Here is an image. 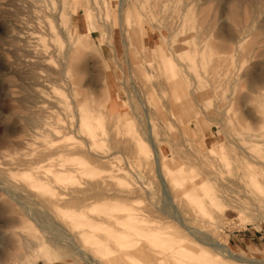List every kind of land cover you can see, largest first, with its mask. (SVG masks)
<instances>
[{
  "label": "rangeland",
  "instance_id": "rangeland-1",
  "mask_svg": "<svg viewBox=\"0 0 264 264\" xmlns=\"http://www.w3.org/2000/svg\"><path fill=\"white\" fill-rule=\"evenodd\" d=\"M214 242L264 262V0H0V264Z\"/></svg>",
  "mask_w": 264,
  "mask_h": 264
},
{
  "label": "bare ground",
  "instance_id": "bare-ground-1",
  "mask_svg": "<svg viewBox=\"0 0 264 264\" xmlns=\"http://www.w3.org/2000/svg\"><path fill=\"white\" fill-rule=\"evenodd\" d=\"M130 15V14H129ZM128 15V16H129ZM173 66V65H172ZM169 68V67H168ZM168 68H167V70H168ZM173 68H174V66H173ZM171 71V70H170ZM170 71H168V72H170ZM167 72V73H168ZM176 72V71H175ZM173 74V73H172ZM174 76V75H173ZM171 77H172V75H171ZM170 77V78H171ZM79 128L81 129H83L86 133H87V135H88V139L90 140V142H89V144H93V145H96V144H98L99 143V140H98V134H97V130H99L100 132H103V133H105V131H104V125H103V122L101 121V120H99V119H97V118H95V119H93V123L92 124H88L87 122H86V120H84L82 117H81V119H80V123H79ZM79 131V130H78ZM151 132H152V130H151ZM152 135V140H153V132L151 133ZM90 146H92V145H90ZM89 147V146H88ZM154 159H155V165H156V175H157V178L159 179V181H160V184H161V186H162V191H163V194L165 195V198L167 199V201L169 202L170 201V203H171V196H170V190L168 191V183H167V178L165 177V168H164V166H163V164L164 163H162V161H161V152L159 151V150H157L156 149V151H155V154H154ZM68 168V167H67ZM69 170V169H68ZM67 170V171H68ZM76 170V169H75ZM72 171V170H71ZM74 171V170H73ZM72 171V172H73ZM77 171H78V169H77ZM81 171V170H80ZM80 171H78V172H80ZM65 173V172H64ZM74 173H76V171L74 172ZM68 177V176H67ZM69 179H74V177L73 176H69L68 177ZM76 178H78V177H76ZM52 180H53V178H52ZM51 180V181H52ZM59 180V179H58ZM54 181V180H53ZM95 185V184H94ZM41 194V193H40ZM42 197V196H41ZM59 200H61V199H59ZM81 201V200H80ZM72 202V201H71ZM82 202V201H81ZM52 203V202H51ZM56 203V202H55ZM50 204V203H49ZM56 205H58L57 203H56ZM73 205H74V203H73ZM53 206V205H52ZM58 208V207H57ZM124 212H127V213H131L130 211L131 210H128V209H124L123 210ZM109 216V218L110 219H114V223H116V224H118L119 222H120V218L119 217H117V218H114L113 216H111V215H108ZM45 218H47V217H45ZM128 218L129 219H132L133 217L131 216V214H128ZM49 219V218H48ZM72 219V218H71ZM187 229V228H186ZM188 230V229H187ZM120 234H122V232L120 233ZM70 239V238H69ZM72 240V239H71ZM120 241H122L121 239H120ZM72 242V241H71ZM74 244V243H73ZM212 244H214L215 246H217L218 248H219V250L221 251V252H223V253H225V254H227L226 256L228 257V259H230V260H232V261H234V262H236L237 264H264V262L263 261H257V260H255V261H253V260H250V259H246V258H244L243 256H239V255H236V254H234L226 245H224V244H220V243H212ZM70 245H72V244H70ZM185 246V245H184ZM183 246V247H184ZM73 247V246H72ZM75 247H76V249H75ZM39 248V253H44L45 252V250H44V247L42 248L41 246H39L38 247ZM75 250H76V254H79V256H82L85 260H87V262L90 264H96L90 257H87V255H85V254H83V250L81 249V248H79V247H77L76 245L73 247ZM182 248V247H181ZM107 249H108V247H107ZM175 250V249H174ZM179 250L181 251V249H180V247H179ZM183 250H184V248H183ZM202 251V250H201ZM189 252V251H188ZM179 253V252H178ZM199 253H201V252H199ZM196 255L197 254H192L191 252H189L188 253V255H184V259H176L175 260V263L176 264H208V263H203V262H201L197 257H196ZM185 258H186V260H185ZM83 259V260H84ZM227 260V259H226Z\"/></svg>",
  "mask_w": 264,
  "mask_h": 264
}]
</instances>
